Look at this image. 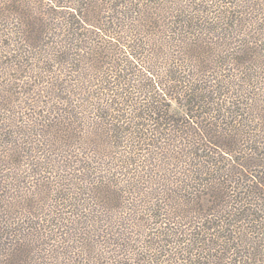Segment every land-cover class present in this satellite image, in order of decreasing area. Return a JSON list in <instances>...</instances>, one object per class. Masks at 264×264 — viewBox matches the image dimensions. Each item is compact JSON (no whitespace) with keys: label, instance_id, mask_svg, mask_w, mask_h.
Segmentation results:
<instances>
[{"label":"trees","instance_id":"1","mask_svg":"<svg viewBox=\"0 0 264 264\" xmlns=\"http://www.w3.org/2000/svg\"><path fill=\"white\" fill-rule=\"evenodd\" d=\"M48 1L0 0V64L13 53L17 72L0 66V264H264V0H101L91 15L71 0L54 29ZM149 29L186 59L161 61ZM95 129L107 180L74 164ZM131 205L159 227L138 231ZM91 211L107 212V254L80 226Z\"/></svg>","mask_w":264,"mask_h":264},{"label":"rangeland","instance_id":"2","mask_svg":"<svg viewBox=\"0 0 264 264\" xmlns=\"http://www.w3.org/2000/svg\"><path fill=\"white\" fill-rule=\"evenodd\" d=\"M70 1L71 0H59V1H57V4L55 2L52 3L51 1H48L47 2L46 9H47V11L49 13L43 14L42 19H45V21L47 23H50L52 21V17L55 16L54 17V23L51 24V25L48 24L49 27L52 26L53 29H54V28L57 27V23L59 25H61V22H64V19H63L64 14H66L67 16L68 15L69 16H72L73 14H77V12L74 9L75 6L73 4H70L69 3ZM76 1H79L78 3H76V7L78 8V11L79 12H85V14H87V15L95 14L96 9L94 7H96V5L99 6L100 3H101V0H76ZM64 2H67V3H64ZM82 3H84V4L85 3H87V4L90 3V4H93L94 6L91 5V10H89L90 7H87V9H85L86 7H84ZM63 4L64 5H68V6H62V7L59 6V5H63ZM73 6H74V8H73ZM43 7H40V8L43 9ZM105 8H106V6H105ZM33 11L35 12V11H37V9L34 7L33 8ZM102 14H103V12H102ZM109 15H112V14L111 13H107L106 14L104 12V16L107 17ZM80 24H81V26H85L86 29H92V28H89V26H87L84 23V21H80ZM86 29L84 30V33L85 32H89ZM58 31H60V30H58ZM160 33L161 32H159L158 30L152 29V31H150V29H149L147 32H145L142 35L148 36V34H151V36L149 35L150 37H148V38H151V39H149L151 42H148L147 41L146 43L152 45V50L153 49H157V48H159L161 50V51H159V54L161 56H163V58L161 59V61H163V62L174 61V60H176L178 58H179V60L180 59H184L185 60L186 59V55L184 53H185L186 50H183L182 48H178V47H175V46H172V45H169V46H166L165 47L162 44V41L164 42L165 41V38L162 39V40H160V38H163V37H160L159 36ZM53 34H54V32H52V35ZM123 36H126V35L123 34ZM53 37H56V34ZM158 37H160V38H158ZM104 38H106V36H104ZM105 49L107 51V44L105 45ZM121 50L123 52H125L124 48H121ZM90 51H91L90 49L84 48V51H82V53L83 54H86L88 52L91 53ZM168 52L171 53V54L173 53L174 57H171L169 54H167ZM3 55H5V53H3ZM13 56H14L13 53L9 54V62H7V64H6V59H4V61L1 62V64H0L1 67L3 65V67H2L3 69L7 70V73L9 72V74L5 75V77H4V80L7 79V82L8 83H11L13 81V77L17 74V72H14V69H12V68L6 69V66L9 63H11V60L10 59ZM106 62H107V60H106ZM93 65L94 64L91 63V62L83 61L81 67L83 68V71L87 70L88 73H91V70H92L91 66H93ZM103 66H107L106 63ZM136 68L137 69H134L133 71L142 70L141 66H138L137 65ZM34 78L35 77H33L32 79H34ZM32 79L30 77L29 78H26L24 80V82L23 83H20V84H30V83H33L32 82ZM16 83H19V82H16ZM18 90L19 91L21 90V86H19V89ZM15 97H18V95L15 94L14 97H12V99H15ZM17 101L19 102L18 103L19 105H17V104L15 105L14 104V107L11 106V108H13V109L8 114L11 115V117L14 119V122H17L18 121V126H23V125H25V121L28 120V117H26V116H29L30 115V111H28L27 108H25V105H23V102H20L19 99ZM165 104H168L169 108H172L170 110V112L172 113L171 114L172 116H174L175 118L183 119L184 123H188L189 122L188 118L186 116H184L185 114H183L184 109H183V102H181V100H178L177 102H175V100H173V101L168 100L167 102L165 101ZM16 111H17V113L14 115V113ZM47 114L48 113H46V115ZM88 114H84V116L87 117ZM89 115H91V114H89ZM87 130L90 131V130H94V129H92L91 127L90 128L87 127ZM96 132L99 133V134H96ZM100 134L101 133L98 130L96 131V129H95V131H93V134L90 133V132L87 134V137L88 138H91V139H89L91 143H89V144L82 143L81 144V141H79V143H78L79 147H78V149H76V153H77V156L75 158V161L76 162H74V164L80 169V170L77 171V172H79L78 173L79 176H82L83 175V172H84L83 169L85 167L90 166V171L94 172L93 174H94V176L96 178H99L100 175H101V176L104 177V179L107 180V166L111 167L113 165V163H114V165L116 164L115 162H110V161L107 162V160H108L107 159V149L98 148L99 145L98 144L95 145V142L98 139H100L98 137H101L102 138V136H103L102 134L101 135ZM76 146H77V144H76V141H75V147ZM86 147H89V148H86ZM148 152H150V151H149V149L147 147L145 153H148ZM128 156H130V155H128ZM141 160H143L142 157H141ZM135 167L136 166H133V168L132 167L128 168L126 170V173L124 175H122L120 178L122 180L123 179H127V178H128V180L131 179L134 175L133 174H127V173L128 172L135 171ZM80 174H82V175H80ZM123 182L126 185V182L127 181L123 180ZM106 185H107V181L103 185V187L106 186ZM127 196H128L127 198L128 199L130 198V200H131V195H127ZM137 198L139 200V199H141V196H137ZM142 203H143V201H142ZM89 206L92 207V205H89ZM130 208H131L130 211H129L130 213H138L139 216L141 218H143L144 220H145V218H147V220L144 222L145 227L143 226L140 230H138L140 232L141 231H144V235L147 234V233H148V235L151 234L149 232V229L148 228L151 227V224L154 221H156V224H153L152 226H154L155 228L159 227L158 224H157V220H160V219H157L156 218L154 220V219L149 218V214L147 213V215H146L145 212L142 211V208L141 207H133L131 205ZM96 209H99V208H96ZM103 209H107V207L106 208H103ZM99 210L101 211V209H99ZM94 212H96V211H91L90 213L88 212L89 213L88 214L89 218H87V222L85 223L83 221V224H81L80 226L83 229L82 231H89L91 233H93V230H96V229H100L101 230V236H100V238H98L97 240L94 241V244L96 245L99 242L101 244H103L105 246L103 248L104 253L107 254V252H106L107 251V212L106 213L99 212L97 214L95 213L96 215L93 214ZM97 216H99V217H97ZM84 217H86V215H84ZM128 217H130V216H128ZM132 217L133 216H131V218ZM97 234L98 233H95V235H97ZM139 238L143 241L145 237H141L140 236ZM105 249H106V251H105ZM86 263H88V261H86ZM104 263L107 264V258L104 260Z\"/></svg>","mask_w":264,"mask_h":264}]
</instances>
